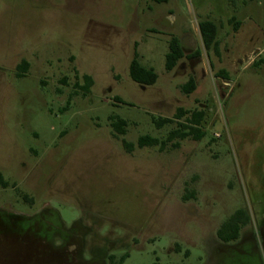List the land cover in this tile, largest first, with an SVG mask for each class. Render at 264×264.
<instances>
[{"label":"rangeland","instance_id":"1","mask_svg":"<svg viewBox=\"0 0 264 264\" xmlns=\"http://www.w3.org/2000/svg\"><path fill=\"white\" fill-rule=\"evenodd\" d=\"M188 36L167 70L170 39ZM134 52L153 84L130 77ZM180 107L203 111L201 139L137 145L165 139ZM0 172L1 235L20 230L14 211L53 209L62 228L88 229L84 259L108 246L106 264H264V0H0ZM237 208L250 220L223 243Z\"/></svg>","mask_w":264,"mask_h":264},{"label":"trees","instance_id":"2","mask_svg":"<svg viewBox=\"0 0 264 264\" xmlns=\"http://www.w3.org/2000/svg\"><path fill=\"white\" fill-rule=\"evenodd\" d=\"M155 2H162L166 0H153ZM217 27L214 22L206 19L199 22V31L203 45L206 49L216 46L215 35ZM169 51L165 55V68L171 70L177 63V61L185 55L181 41L176 38H171L168 44ZM128 71L130 77L141 84H153L156 81L157 75L151 68H145L139 64L137 61V54L134 52L132 59L129 62ZM85 88H89L92 85V79L89 75H84ZM195 88V81L193 77H189L188 80L183 85V90L185 92H191ZM189 114L185 117L184 121L179 122V126L175 129L169 131L165 139L161 140L157 137H151L148 135L140 136L137 140V145L139 147L144 146H158L160 149L163 148L165 142L172 141L174 138L183 139L185 137H192L195 140H199L204 136V131H202L198 125L203 118L202 110L186 111L181 107L178 108L177 113L174 118H180L182 115ZM112 118V117H111ZM173 119L169 117L157 118L153 121L156 126H161L166 122H171ZM111 127L114 129L116 134L125 133V120L121 118H112ZM122 145L127 151L133 148V145L125 140H122ZM173 147L178 146V142L172 143ZM8 185L7 180L4 179L2 173L0 172V186L6 187ZM186 196V195H185ZM186 198V197H184ZM250 220L249 214L243 208H237L234 210L218 227L216 230L217 237L223 242L228 243L231 241H236L240 236V230L245 226ZM126 256H122L117 264H121Z\"/></svg>","mask_w":264,"mask_h":264},{"label":"flooded vegetation","instance_id":"3","mask_svg":"<svg viewBox=\"0 0 264 264\" xmlns=\"http://www.w3.org/2000/svg\"><path fill=\"white\" fill-rule=\"evenodd\" d=\"M13 213L22 224L11 236L0 234V264H106L102 255L106 258L112 255L107 246L101 257L84 259L81 254L88 229H82L79 221L69 229L62 228L53 209L33 215ZM56 234L60 237L58 244L53 242ZM2 243L11 244L2 248Z\"/></svg>","mask_w":264,"mask_h":264},{"label":"crops","instance_id":"4","mask_svg":"<svg viewBox=\"0 0 264 264\" xmlns=\"http://www.w3.org/2000/svg\"><path fill=\"white\" fill-rule=\"evenodd\" d=\"M192 39L195 41V45H196V41H197V39H196V37H193V36H188V37H185L184 39H182L181 40V44H182V46H183V49H184V47H189L190 48V50L191 49H193L195 46H192V45H190V42L192 41ZM184 41H186V42H184ZM189 45V46H188ZM185 50V49H184Z\"/></svg>","mask_w":264,"mask_h":264},{"label":"water","instance_id":"5","mask_svg":"<svg viewBox=\"0 0 264 264\" xmlns=\"http://www.w3.org/2000/svg\"><path fill=\"white\" fill-rule=\"evenodd\" d=\"M190 45L195 46V41L192 39V41L190 42Z\"/></svg>","mask_w":264,"mask_h":264}]
</instances>
